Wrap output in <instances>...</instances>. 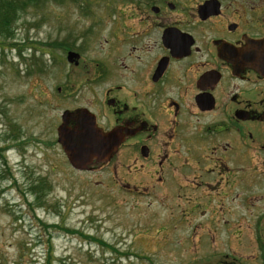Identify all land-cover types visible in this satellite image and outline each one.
Segmentation results:
<instances>
[{
	"label": "flooded vegetation",
	"instance_id": "af4514ba",
	"mask_svg": "<svg viewBox=\"0 0 264 264\" xmlns=\"http://www.w3.org/2000/svg\"><path fill=\"white\" fill-rule=\"evenodd\" d=\"M100 1H74L80 45L51 44L68 68L61 153L62 124L116 131L106 162L72 169H107L139 219L163 217L181 264H264V0Z\"/></svg>",
	"mask_w": 264,
	"mask_h": 264
},
{
	"label": "rangeland",
	"instance_id": "374dc122",
	"mask_svg": "<svg viewBox=\"0 0 264 264\" xmlns=\"http://www.w3.org/2000/svg\"><path fill=\"white\" fill-rule=\"evenodd\" d=\"M74 1L38 0L0 37V264H181L183 237L163 217L139 219L107 169L74 171L56 144L68 68L51 44L82 43L89 19Z\"/></svg>",
	"mask_w": 264,
	"mask_h": 264
},
{
	"label": "water",
	"instance_id": "95a60500",
	"mask_svg": "<svg viewBox=\"0 0 264 264\" xmlns=\"http://www.w3.org/2000/svg\"><path fill=\"white\" fill-rule=\"evenodd\" d=\"M77 58L74 53H68L67 60L72 62ZM64 120V116H63ZM58 143L64 151L68 163L76 170H84L92 160L106 162L116 151L120 138L116 131L103 134L84 122L83 130L79 133L68 132L63 124L58 129Z\"/></svg>",
	"mask_w": 264,
	"mask_h": 264
},
{
	"label": "trees",
	"instance_id": "16d2710c",
	"mask_svg": "<svg viewBox=\"0 0 264 264\" xmlns=\"http://www.w3.org/2000/svg\"><path fill=\"white\" fill-rule=\"evenodd\" d=\"M38 4V0H0V37H10V24H14L24 10Z\"/></svg>",
	"mask_w": 264,
	"mask_h": 264
}]
</instances>
